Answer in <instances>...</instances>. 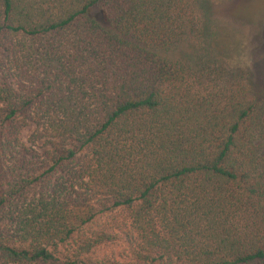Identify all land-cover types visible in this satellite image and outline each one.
Returning <instances> with one entry per match:
<instances>
[{"label": "trees", "instance_id": "obj_1", "mask_svg": "<svg viewBox=\"0 0 264 264\" xmlns=\"http://www.w3.org/2000/svg\"><path fill=\"white\" fill-rule=\"evenodd\" d=\"M211 2L0 0V264H264V93Z\"/></svg>", "mask_w": 264, "mask_h": 264}, {"label": "rangeland", "instance_id": "obj_2", "mask_svg": "<svg viewBox=\"0 0 264 264\" xmlns=\"http://www.w3.org/2000/svg\"><path fill=\"white\" fill-rule=\"evenodd\" d=\"M210 16L216 26L214 48L234 69L249 72L258 92L264 93V0H211ZM94 16L101 20V13ZM31 123L21 129L22 143L40 154L51 151Z\"/></svg>", "mask_w": 264, "mask_h": 264}]
</instances>
